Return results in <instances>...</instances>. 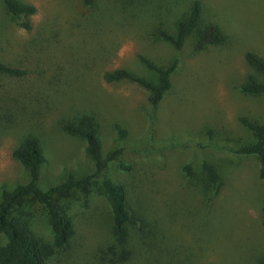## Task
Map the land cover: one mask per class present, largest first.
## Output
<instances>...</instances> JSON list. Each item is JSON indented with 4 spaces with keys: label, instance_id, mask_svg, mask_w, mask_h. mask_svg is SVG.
<instances>
[{
    "label": "rangeland",
    "instance_id": "374dc122",
    "mask_svg": "<svg viewBox=\"0 0 264 264\" xmlns=\"http://www.w3.org/2000/svg\"><path fill=\"white\" fill-rule=\"evenodd\" d=\"M19 1L36 8L30 30L8 20L0 0V62L25 72L20 78L0 75V201L3 190L29 181L12 157L28 134L44 147L42 190L69 176L92 174L86 143L62 130L89 113L98 123L103 157L122 149L105 176L126 188L130 204L145 221L144 231L156 229L162 235L160 246L170 251L162 260L256 264L264 252V180L258 178V161L236 151L253 141L240 120L264 123V96L240 91L255 73L246 52L264 56V0H96L92 9L82 0ZM196 1L203 25H218L226 42L193 53L189 39L177 52L155 30L171 32ZM139 56L160 66L179 59L153 126L141 87L103 80L105 72L119 69L153 78ZM117 126L126 130L125 138ZM204 160L220 175V190L210 194L207 205L199 202L195 186ZM185 166L197 180L186 176ZM59 202L68 209L73 235L47 264H111L106 259L113 243L109 207L96 185ZM25 211L32 213V230L50 243L44 210L29 203ZM144 242V236H131L132 254L124 264H157L158 251Z\"/></svg>",
    "mask_w": 264,
    "mask_h": 264
},
{
    "label": "trees",
    "instance_id": "16d2710c",
    "mask_svg": "<svg viewBox=\"0 0 264 264\" xmlns=\"http://www.w3.org/2000/svg\"><path fill=\"white\" fill-rule=\"evenodd\" d=\"M82 4L85 8L92 9L96 6V0H82ZM2 6L8 20L25 30L31 29L29 18L36 13L33 5L19 0H2ZM171 30L170 32V29L158 27L155 34L177 52L182 50L189 39L193 53L202 52L210 46H222L226 42V36L218 25L211 23L203 25L202 6L198 1L182 12ZM138 59L146 70L152 73L153 78L141 77L128 70L119 69L105 72L103 80L108 84L126 81L141 87L146 92L147 120L153 126L157 120L160 104L171 90L172 75L178 68L179 59L172 60L168 66H160L144 56H139ZM245 59L255 73L240 86L241 93L246 96H264V56L246 52ZM24 74V70L0 62V75L20 78ZM240 121L251 134L253 141L240 146L236 154L254 157L259 164L258 178L264 180V123H251L246 119ZM62 130L86 143L85 151L94 163V172L80 179L69 176L65 182L44 191L39 185L41 170L47 161L43 144L35 135L28 134L23 137L13 150L12 157L26 170L29 181L17 185L12 190L5 189L1 193L0 239L3 243L0 244V264H47L55 250L66 249L70 245L74 225L68 209L60 204L59 199L74 192L87 191L93 185H96L99 194L105 197L109 207L113 243L106 250L109 252L106 259L111 264H124L130 259L132 252L128 248V243L131 236L136 233L140 237L144 236V245L156 248L159 253L156 257L157 264L174 263L170 260H162V257L169 255V248L160 246V240L163 238L158 230L144 231L145 221L130 204L126 188L105 176L108 164L118 159L122 149L114 150L108 158L103 157L96 117L93 114L83 113L74 121L63 125ZM117 131L121 138L126 137L125 129L117 126ZM120 167L128 170L124 165ZM183 169L188 178L197 180L190 166H185ZM200 174V180L195 182V186L202 189L200 191L196 188L200 196L198 200L207 205L210 194H212L210 197H214L220 190V175L217 168L205 160L201 163ZM99 177L102 179L99 182L95 181ZM29 203L44 210L52 239L50 243L32 230L30 224L32 213L25 211ZM261 215L264 221V204ZM256 264H264V252Z\"/></svg>",
    "mask_w": 264,
    "mask_h": 264
}]
</instances>
